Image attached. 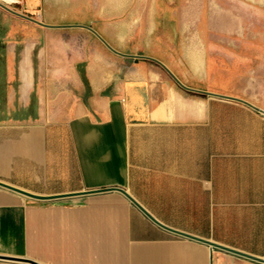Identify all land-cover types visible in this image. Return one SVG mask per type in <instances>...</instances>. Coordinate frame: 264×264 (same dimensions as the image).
Here are the masks:
<instances>
[{
  "label": "crops",
  "instance_id": "1",
  "mask_svg": "<svg viewBox=\"0 0 264 264\" xmlns=\"http://www.w3.org/2000/svg\"><path fill=\"white\" fill-rule=\"evenodd\" d=\"M1 1L42 23H0V181L68 195L0 185V264H264L196 238L264 259V53L196 0Z\"/></svg>",
  "mask_w": 264,
  "mask_h": 264
},
{
  "label": "rangeland",
  "instance_id": "2",
  "mask_svg": "<svg viewBox=\"0 0 264 264\" xmlns=\"http://www.w3.org/2000/svg\"><path fill=\"white\" fill-rule=\"evenodd\" d=\"M8 5L23 12L20 3ZM26 14L32 16L31 13ZM225 16L228 22H232V29L227 30V36L248 41V46L241 47L242 53H264V0H196V21L220 23L225 20ZM25 21L27 19L0 6V23ZM216 34L218 37L224 36V30L218 29ZM236 49L234 47V53H240Z\"/></svg>",
  "mask_w": 264,
  "mask_h": 264
},
{
  "label": "water",
  "instance_id": "3",
  "mask_svg": "<svg viewBox=\"0 0 264 264\" xmlns=\"http://www.w3.org/2000/svg\"><path fill=\"white\" fill-rule=\"evenodd\" d=\"M0 6L1 7H3V8H5L6 10H8V11H10V12H12V13H14V14H16V15H19V16H22V17H24V18H27V19H29V20H32V21H36V22H39V23H42L40 20H38V19H36V18H34V17H32V16H30V15H28V14H25V13H23V12H20V11H18V10H15V9H13L12 7H10L8 4H6L5 2H3V1H1L0 0ZM108 44V43H107ZM110 46V45H109ZM111 47V46H110ZM112 48V47H111ZM169 70V69H168ZM170 71V70H169ZM177 79V78H176ZM178 80V79H177ZM197 91H201V92H203L202 90H198V89H196ZM228 97H231V98H234V99H238V100H241V101H244V102H247V103H249V104H251L250 102H248L247 100H245V99H242V98H239V97H233V96H228ZM253 106H255V105H253ZM256 108H258V109H260V110H262V111H264L263 109H261L260 107H257V106H255ZM0 185L1 186H4V187H7V188H10V189H13V190H15V191H18V192H20V193H23V194H25V195H28V196H31V197H34V198H53V197H58V196H67L68 194H65V195H50V196H42V195H37V194H34V193H31V192H29V191H26V190H23V189H20V188H18V187H15V186H13V185H10V184H8V183H5V182H3V181H0ZM111 189H117V190H120L121 192H123L126 196H128L132 201H134L135 203H137V201L125 190V189H123V188H121V187H106V188H101V189H93V190H87V191H83V192H85V193H93V192H98V191H102V190H111ZM138 204V203H137ZM147 214H149L141 205H139ZM150 215V214H149ZM151 217H152V215H150ZM153 219H154V217H152ZM154 220H156V219H154ZM176 232H178V233H180V234H182V235H186V236H192V235H188V234H186V233H183V232H181V231H176ZM197 239H199V240H201V241H204V242H206V243H209V244H211V245H213V246H216V247H220V248H223V249H226V250H229V251H232V252H234V253H237V254H240V255H244V256H247V257H250V258H252V259H255V260H258V261H264V259L263 258H261V257H257V256H254V255H250V254H247V253H244V252H242V251H238V250H236V249H233V248H230V247H226V246H224V245H220V244H218V243H215V242H212V241H209V240H207V239H202V238H198V237H196ZM0 257H3V256H1L0 255ZM11 258H13V259H16V258H14V257H11ZM27 260H29V259H27ZM31 261V260H30ZM31 262H34V261H31ZM35 264H40V263H36V262H34Z\"/></svg>",
  "mask_w": 264,
  "mask_h": 264
}]
</instances>
